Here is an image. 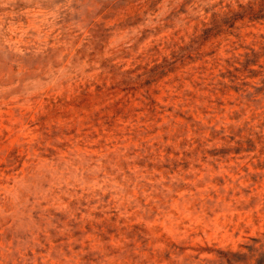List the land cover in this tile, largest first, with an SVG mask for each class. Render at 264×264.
I'll return each mask as SVG.
<instances>
[{
    "label": "rangeland",
    "instance_id": "rangeland-1",
    "mask_svg": "<svg viewBox=\"0 0 264 264\" xmlns=\"http://www.w3.org/2000/svg\"><path fill=\"white\" fill-rule=\"evenodd\" d=\"M0 264H264V0H0Z\"/></svg>",
    "mask_w": 264,
    "mask_h": 264
}]
</instances>
